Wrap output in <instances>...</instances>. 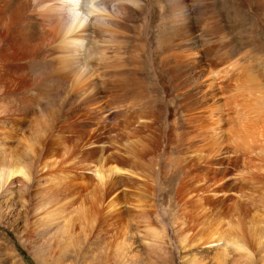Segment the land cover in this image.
<instances>
[{"label":"rangeland","instance_id":"rangeland-1","mask_svg":"<svg viewBox=\"0 0 264 264\" xmlns=\"http://www.w3.org/2000/svg\"><path fill=\"white\" fill-rule=\"evenodd\" d=\"M183 1L181 40L146 46L139 88L103 76L95 52L120 38L100 29L86 61L0 81V139L30 167L0 191V264H264V0ZM149 3L156 29L167 3Z\"/></svg>","mask_w":264,"mask_h":264},{"label":"bare ground","instance_id":"bare-ground-1","mask_svg":"<svg viewBox=\"0 0 264 264\" xmlns=\"http://www.w3.org/2000/svg\"><path fill=\"white\" fill-rule=\"evenodd\" d=\"M165 2L167 4L163 8V12L161 14L162 18H160V22L157 24V27H156L157 30H156L154 27L156 24L154 25V22H153L154 21V15H153V11L150 9L149 0H146L145 4H143L144 7L142 6L143 8H140V4H141L140 0H0V62H2V65L0 66V81L2 82L5 77L10 78L9 76H15V73L17 74V72H19L20 70H32L34 72L35 76H39V77L42 75H55V74H59L63 71H66L65 66H64V65H66V63L79 62L80 57L84 58L85 56L88 55V52H92L95 50V48L97 49V47H99L98 45H96V41L99 42L100 40H102L101 39L102 37L99 38V35L101 34L100 30H103L104 34H106L108 32H112V33L114 32L115 36L117 35L120 38L118 40V37H117V39L115 41V42H117V40H118L117 44L115 43V45H117V46H113L112 53L111 52L108 53L111 50L110 49L111 46L109 44H108V46H109L108 48L110 50L106 52L107 48L103 47L104 43L99 42V43H101V45H103L102 46L103 49L97 51L98 49H100V47H99L96 50L95 60L100 59L101 61L104 60L108 63L104 67V69L101 71L103 76L108 78V76L112 77V75H114V76H125L127 74L128 79L126 81H124V84H122V86L120 88L121 89L125 88L124 85H126V87L134 86L135 88H139L140 83H139L136 75H137V73H139L143 70L144 65L147 64V62H148L147 59H146V61L143 59L144 64H142L143 62L141 61V59H142L141 53L143 52L146 54V51H145L146 46L150 45L154 39L158 40L159 49L158 50H157V48H154V50H152L153 48L151 49L153 52H156V55L158 56L161 49H164V48L170 46V44H172L176 41L178 42L179 40H181V38L183 36V32H184L183 27H184V19H185V12H184L185 8H184V3H183L184 1L183 0H165ZM227 3L229 4V2H227ZM232 3H233V1H232ZM157 4H158V2H157ZM228 4H227V6H228ZM219 5L222 6V4H219ZM223 7H225V6H223ZM183 9H184V11H183ZM224 12H226V11H224ZM139 15L142 16L141 20H139ZM227 16H228V14H227ZM98 30H99V32H98ZM155 31H156V33H155ZM104 34L102 33L101 36H103ZM215 36H216V34H215ZM105 39H106V37H105ZM217 39L219 40L218 37H217ZM107 43L108 42H106V44ZM88 44L91 45L89 48H87V46H89ZM85 46H86V49L84 50ZM176 49H179V47ZM152 51L151 52L148 51V52L152 53ZM167 51L168 50H166V52ZM179 51H178V55L180 54ZM170 54L173 56V52H170ZM175 54H177L176 51H175ZM92 55H94V54H92ZM87 57H89V56H87ZM144 57H145V55H144ZM89 58H91V56ZM113 58L115 59L114 61H113ZM11 59L16 60L18 62H16L17 64H15V65H12V66L10 65L11 67H9V65H8V68H7L6 65L4 64L5 63L4 61L11 60ZM81 60H82V58H81ZM84 61H86V59ZM57 63L61 64V65H58ZM49 64H51V65H49ZM42 68H44L45 70L39 71V70H42ZM18 76L24 77L23 75H19V74H18ZM129 78H131V79H129ZM109 79H110V77H109ZM3 83H4V81H3ZM10 84H11V80H10ZM14 85H16V88H17L18 85L17 84H14ZM14 85L12 84V86H14ZM8 86H9V84H8ZM116 87H117V85H116ZM16 88L13 90H16ZM118 88H119V86H118ZM4 90L6 91L5 88H4ZM9 91L10 90H8L7 93ZM80 92H83V90ZM121 92H122V90H121ZM89 93H90V91H89ZM83 95H85V94H83ZM90 95H88V96H90ZM111 96H113V95H111ZM256 97H255V99H256L255 101H256L257 105L254 104L255 105L254 112H256L255 113L256 114V118H255L256 123L254 124L255 129L253 131V134L264 139V103H262V104L259 103L260 100L262 102L263 98L261 99L259 97L260 99H258ZM92 98L93 97H91V99ZM90 105H91V103H90ZM12 106H14V105H12ZM6 107H7V105H6ZM4 109L2 111H4ZM10 109H11V111H10L11 113H10V115L7 114L9 116L6 118L10 119L12 124L11 123H10L11 125L9 124L10 127H7L8 128L7 130L12 132L14 129H16L18 127L19 124H21L23 122L25 115L23 116V114H21L20 112L18 113V111L20 110V108L18 106H16L15 108L10 107ZM250 109H252V108H250ZM84 115H86V114H84ZM242 116L239 117V115H238V118H241V119L246 118L245 113L242 114ZM1 117H2V115H1ZM146 118L144 117V119H146ZM2 122H4V121H2ZM244 125L240 126V129H242L243 131L245 129L247 130V128H245L246 125L245 126ZM53 130H54V128H53ZM2 133L3 132L0 131V134H2ZM242 133L247 135V131H246V133L245 132H242ZM250 134H251V132H250ZM12 137H13V135H12ZM49 137H51V136H49ZM35 142H37V141H35ZM43 146H44V144H43ZM9 147H10V144L7 141H3L0 139V187L2 188V190H0V191H2V192L7 191L6 187H7V185L9 187L10 183L13 182L12 177L15 173L19 172L24 176L26 175L25 166H27V165H24L22 163H20L18 165L12 164V157H13L12 155H14L15 153L13 154L12 153L13 151L11 150L12 148L10 149ZM26 147H27V145H26ZM47 147H48V145H47ZM44 149H45V146H44ZM48 149H50V148H48ZM26 151H29V150H26ZM32 151H35V150L32 149ZM29 153H31V151ZM17 156H15V157H17ZM19 156H22V155H19ZM23 156H25V155H23ZM30 156H31L30 159H33L32 158L33 155H30ZM16 159H13V160H16ZM18 159L20 160V158H18ZM22 161L26 162L25 158ZM35 161H36V159H35ZM35 161H34V163H35ZM35 166H37V164ZM27 167H29V165ZM75 168H77V167H75ZM39 171H40V169H39ZM31 175H35V174H31ZM24 176H18V177L16 176V178H18V180L23 182ZM69 177H71L70 174H69ZM252 177H257V175H252ZM25 178H28V177H25ZM72 178H73V176H72ZM31 179H32V177H31ZM18 180L16 182H19ZM28 180H29V178H28ZM101 180H102V178H101ZM26 181H27V179H26ZM69 182L70 181H68V183ZM26 183L27 182H25V184ZM100 184H102V183L100 182ZM26 185H24V186H26ZM67 189L69 190V188H67ZM101 189H102V187H101ZM110 203H109V205H110ZM117 207H118V205H117ZM111 208H112V206H111ZM94 213H96V212H94ZM111 213H112V211H111ZM120 214H121L120 212H116L113 215L112 214L111 215H112V218H117ZM81 217H79V218L81 219ZM105 219H107V218L105 217ZM93 221H94V219H93ZM114 221H115V219H114ZM94 223L95 222H93V224ZM91 226H92L91 227V230H92L93 225H91ZM108 229H110V228H108ZM89 230H90V227H89ZM153 237H154L153 240L152 239L151 240L154 241V243L156 245L160 244L163 246L164 240H162L157 235H156V237H155V235H153ZM207 243H211V241L205 242L202 245L199 243L198 245L203 246L205 244L207 245ZM152 246H154V244ZM195 260H196V258L193 259V261H195ZM200 261L203 262L202 260H200ZM203 263H205V262H203ZM220 263H223V261L222 262L220 261Z\"/></svg>","mask_w":264,"mask_h":264}]
</instances>
